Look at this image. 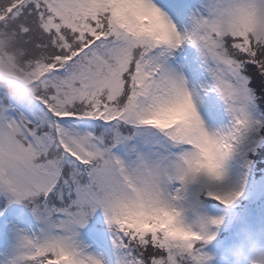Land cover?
<instances>
[{
    "label": "snow or ice",
    "instance_id": "1",
    "mask_svg": "<svg viewBox=\"0 0 264 264\" xmlns=\"http://www.w3.org/2000/svg\"><path fill=\"white\" fill-rule=\"evenodd\" d=\"M0 34L15 39L30 97L0 92L10 264H105L79 240L97 213L113 264H208L223 217L189 220L185 194L198 184L209 209L241 195L224 185L225 162L252 124L239 103L256 94L251 70L264 78V0H205L183 32L154 0H0ZM186 44L230 126L206 129L169 67Z\"/></svg>",
    "mask_w": 264,
    "mask_h": 264
},
{
    "label": "rangeland",
    "instance_id": "2",
    "mask_svg": "<svg viewBox=\"0 0 264 264\" xmlns=\"http://www.w3.org/2000/svg\"><path fill=\"white\" fill-rule=\"evenodd\" d=\"M161 1L167 6L166 8L176 9L183 18L184 26L181 32L191 27V17L194 13L202 11L205 3V0ZM184 49V55L179 58H169L168 65L185 78L186 87L192 94L199 116L201 113L200 119L204 127L209 131H215L230 126L232 117L223 100L215 91H205L206 86L211 84V75L197 51L187 44ZM239 103L245 108L252 124L245 132L240 147L225 162L227 176L224 181L228 189L241 192L232 206V212L238 216V219L234 220L232 216L227 215L226 206L218 201L214 202L216 206L209 209L208 205L198 198V184L192 185L185 194L187 199L184 204L189 209L187 212L189 220L194 218L193 209L212 217L224 218L221 225L209 228V231L215 232L216 236L205 248L211 257L208 264H223L220 259L222 247L236 237L240 228L246 226L253 230L264 229V164L259 166L252 160L253 154L263 144L264 112L259 110L255 96L251 100L242 99ZM16 227L27 230L28 226L17 224ZM78 231L85 253L100 256L105 264H113L111 237L101 213L93 216L89 225ZM17 245L18 241L12 225L8 232L0 231V264H10L17 255Z\"/></svg>",
    "mask_w": 264,
    "mask_h": 264
},
{
    "label": "clouds",
    "instance_id": "3",
    "mask_svg": "<svg viewBox=\"0 0 264 264\" xmlns=\"http://www.w3.org/2000/svg\"><path fill=\"white\" fill-rule=\"evenodd\" d=\"M0 41V92L23 103L30 98L24 80L27 68L20 61L15 39L0 34ZM234 203L226 206V210L235 220L238 216L232 212ZM220 259L223 264H264V229L240 228L236 237L222 247Z\"/></svg>",
    "mask_w": 264,
    "mask_h": 264
},
{
    "label": "trees",
    "instance_id": "4",
    "mask_svg": "<svg viewBox=\"0 0 264 264\" xmlns=\"http://www.w3.org/2000/svg\"><path fill=\"white\" fill-rule=\"evenodd\" d=\"M254 80L252 82V87L256 89V102L258 104L259 110L264 112V78L260 77L254 70H251ZM252 160L255 161L256 165L264 164V138L263 144L260 148L253 154ZM11 225H8L6 228L3 227V219H0V231L8 232Z\"/></svg>",
    "mask_w": 264,
    "mask_h": 264
}]
</instances>
